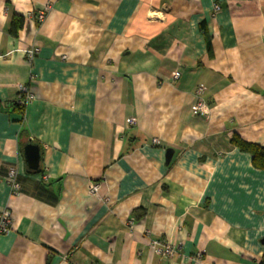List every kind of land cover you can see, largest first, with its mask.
<instances>
[{
  "label": "crops",
  "instance_id": "obj_1",
  "mask_svg": "<svg viewBox=\"0 0 264 264\" xmlns=\"http://www.w3.org/2000/svg\"><path fill=\"white\" fill-rule=\"evenodd\" d=\"M232 134L264 147V0H0V264H259L264 171Z\"/></svg>",
  "mask_w": 264,
  "mask_h": 264
},
{
  "label": "built area",
  "instance_id": "obj_2",
  "mask_svg": "<svg viewBox=\"0 0 264 264\" xmlns=\"http://www.w3.org/2000/svg\"><path fill=\"white\" fill-rule=\"evenodd\" d=\"M218 4L214 5V9H218ZM50 8L49 4H46L43 11H40L37 14V20L41 21L43 19L44 13L47 9ZM37 53L36 48H31L26 51V55L31 60L34 55ZM174 79L177 78V74L173 75ZM204 91L203 86L197 87L195 91V96L197 97L194 104L191 105V112L194 115H198L204 111L207 110V105L203 101L202 98H200V94ZM33 98V95L28 90L27 86L25 85H19L18 87V95L16 99V103L18 105H26L31 99ZM133 119H129V123H132ZM153 143L157 142V139H152ZM6 182L9 185V188L11 190L12 194H17L20 190V185L18 181L16 180V170L15 169H9L6 177ZM99 189V184L97 182H89L88 184V190L90 193H97ZM10 211L8 209H3L0 211V234L7 233L10 230ZM156 244V243H155ZM174 247L169 244L165 243L160 249H158L159 252H161L162 255L169 256L174 252Z\"/></svg>",
  "mask_w": 264,
  "mask_h": 264
},
{
  "label": "trees",
  "instance_id": "obj_3",
  "mask_svg": "<svg viewBox=\"0 0 264 264\" xmlns=\"http://www.w3.org/2000/svg\"><path fill=\"white\" fill-rule=\"evenodd\" d=\"M22 23H23L22 17L20 16L15 17L11 24V27H12L11 32L15 33L16 27H20ZM200 28L203 31V34L205 36L206 45L207 47H209V36L205 30L203 23L200 24ZM230 142L232 145L237 147L240 151L249 153L251 155V163L253 167L260 169L261 171H264V147L256 143L247 142L241 139L236 134H232L230 138ZM263 260H264V253L261 257L259 264H263Z\"/></svg>",
  "mask_w": 264,
  "mask_h": 264
},
{
  "label": "water",
  "instance_id": "obj_4",
  "mask_svg": "<svg viewBox=\"0 0 264 264\" xmlns=\"http://www.w3.org/2000/svg\"><path fill=\"white\" fill-rule=\"evenodd\" d=\"M172 151L167 149L166 150V160L168 161L171 157ZM23 155L27 166L32 169L36 170L39 166L40 161V149L37 144L28 142L23 146Z\"/></svg>",
  "mask_w": 264,
  "mask_h": 264
}]
</instances>
